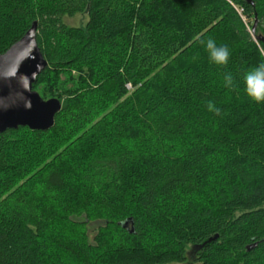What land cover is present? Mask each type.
Here are the masks:
<instances>
[{
	"label": "trees",
	"instance_id": "1",
	"mask_svg": "<svg viewBox=\"0 0 264 264\" xmlns=\"http://www.w3.org/2000/svg\"><path fill=\"white\" fill-rule=\"evenodd\" d=\"M251 1L0 0V56L36 23L47 66L32 90L61 103L50 129L0 134V264H183L188 250L264 264V103L243 91L264 63V0Z\"/></svg>",
	"mask_w": 264,
	"mask_h": 264
},
{
	"label": "water",
	"instance_id": "2",
	"mask_svg": "<svg viewBox=\"0 0 264 264\" xmlns=\"http://www.w3.org/2000/svg\"><path fill=\"white\" fill-rule=\"evenodd\" d=\"M244 1L252 4L251 0ZM256 25L255 18L252 34ZM256 40L264 42L261 37ZM46 66L36 43V23H33L24 36L0 56V134L18 127L46 131L53 126L54 117L61 109L60 101H44L32 90ZM26 100L31 102L30 109L24 106ZM123 226H127V222Z\"/></svg>",
	"mask_w": 264,
	"mask_h": 264
},
{
	"label": "clouds",
	"instance_id": "3",
	"mask_svg": "<svg viewBox=\"0 0 264 264\" xmlns=\"http://www.w3.org/2000/svg\"><path fill=\"white\" fill-rule=\"evenodd\" d=\"M209 60L218 66L227 65L230 59V49L225 44H218L215 39L209 38L204 42ZM224 86H233V77L226 74L224 77ZM243 91L245 95L254 103H264V63H260L251 68L243 75ZM25 108H31V102L25 101ZM209 112L214 115L220 114V108L216 107L211 101L206 105Z\"/></svg>",
	"mask_w": 264,
	"mask_h": 264
},
{
	"label": "rangeland",
	"instance_id": "4",
	"mask_svg": "<svg viewBox=\"0 0 264 264\" xmlns=\"http://www.w3.org/2000/svg\"><path fill=\"white\" fill-rule=\"evenodd\" d=\"M87 18L86 16L84 15H80V16H76L72 19H66V23L70 26H74V27H83L85 22H86ZM263 28H264V23H263ZM74 75V74H73ZM129 88V87H128ZM48 100V99H47ZM95 228V225H91L88 227V230H89V235L92 236V232H93V229ZM194 251H191V250H188L187 251V261L183 264H196L193 259H194Z\"/></svg>",
	"mask_w": 264,
	"mask_h": 264
}]
</instances>
